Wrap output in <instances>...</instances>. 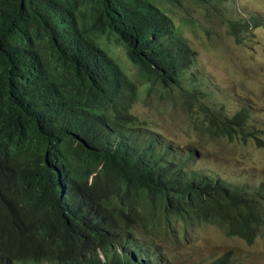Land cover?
Wrapping results in <instances>:
<instances>
[{"label":"trees","instance_id":"16d2710c","mask_svg":"<svg viewBox=\"0 0 264 264\" xmlns=\"http://www.w3.org/2000/svg\"><path fill=\"white\" fill-rule=\"evenodd\" d=\"M184 3L229 9V0H0V264H174L159 233L178 242L201 224L264 240V182L191 168L195 147L132 111L139 95L167 98L213 137L264 146L247 105L231 115L208 100L197 51L173 19ZM221 20L240 45L264 27L259 13ZM189 264H234L233 252Z\"/></svg>","mask_w":264,"mask_h":264},{"label":"rangeland","instance_id":"374dc122","mask_svg":"<svg viewBox=\"0 0 264 264\" xmlns=\"http://www.w3.org/2000/svg\"><path fill=\"white\" fill-rule=\"evenodd\" d=\"M183 7L175 9L173 19L197 51L194 72L199 73L201 83L211 90L208 100L215 102L216 107L225 105L231 115L241 105H247L251 111V124L264 129V27L254 29V34L240 45L221 20L252 13H259L264 18V0H229V9L218 14L194 3H184ZM115 52L122 61H128L121 48ZM115 59L130 75L128 64L124 66ZM184 85L191 88L194 84L187 78ZM132 111L146 127L181 149L195 147L197 153L189 163L191 168L220 172L233 183L238 177L252 183L264 182V146H257L253 141L243 143L240 139L213 137L196 128V123L182 106L167 98L139 95ZM157 240L164 241L174 264L207 262L228 250L233 252L234 264H264L263 239L247 244L238 237L225 235L212 224L189 226L178 242L162 233Z\"/></svg>","mask_w":264,"mask_h":264},{"label":"clouds","instance_id":"9594fccd","mask_svg":"<svg viewBox=\"0 0 264 264\" xmlns=\"http://www.w3.org/2000/svg\"><path fill=\"white\" fill-rule=\"evenodd\" d=\"M171 257H172V255H171ZM173 258V257H172ZM172 260V259H171Z\"/></svg>","mask_w":264,"mask_h":264}]
</instances>
